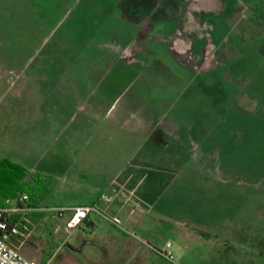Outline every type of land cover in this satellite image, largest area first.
Here are the masks:
<instances>
[{"label":"rangeland","instance_id":"obj_1","mask_svg":"<svg viewBox=\"0 0 264 264\" xmlns=\"http://www.w3.org/2000/svg\"><path fill=\"white\" fill-rule=\"evenodd\" d=\"M114 4L111 0H0L2 71L12 67L19 76L44 68L55 75L82 76L81 82H68L71 87L64 103L61 92L60 101L54 99V88L48 101L33 102L51 112L58 108L60 122L79 130L80 141L73 148L80 153L67 155L61 164L68 166L66 173H85L84 181L68 177L62 188L56 187L51 175L53 165H58L52 157L25 154L36 134L27 130L31 124L7 121L3 111L11 105L6 91L0 96V162L19 163L23 169L9 198L24 193L28 204L44 209L16 213L10 243L39 264H49L50 254L65 235L64 220L60 223L56 212L52 221L44 211L72 204L84 191L85 180L116 181L132 174L135 194H128L129 202L119 215L115 204L105 213L136 234L124 248L162 252L168 243L174 264H245L228 230L237 222L240 204L245 205L241 214L264 217V209L258 215L251 209L257 203L264 205V0L183 1L176 32L184 38L183 53L189 56L202 58L196 44H208L203 51L208 63L200 69L180 67L162 45L150 41L147 52L138 56L147 65L127 66L118 51L107 47L111 41H126L125 24L117 19ZM191 38L196 54L189 49ZM58 59L64 66L53 65ZM42 60L50 63L49 68L37 67ZM105 73L114 80L84 78ZM106 85L114 97L113 113L122 106L141 116L148 112L156 122L178 127V141H162L158 130L140 128L133 113L128 121L106 131L102 119L110 100L97 97ZM92 110L99 112L98 119L92 117ZM102 130L108 134L104 141H85L100 137ZM68 135L67 130L63 138ZM256 180L262 183L255 190ZM103 192L111 190L107 187ZM131 205H135L130 212L133 220L121 223ZM89 218L96 221L92 215ZM138 220L136 227L132 221ZM79 227L87 230L81 222L57 247L50 264H151L148 256L123 257L117 244L107 252L95 245L96 232L88 235Z\"/></svg>","mask_w":264,"mask_h":264},{"label":"crops","instance_id":"obj_2","mask_svg":"<svg viewBox=\"0 0 264 264\" xmlns=\"http://www.w3.org/2000/svg\"><path fill=\"white\" fill-rule=\"evenodd\" d=\"M111 1L115 3L114 8L117 10V19L123 21L125 24L123 33L126 35V41L124 43H121L118 40L111 41L107 44V47L111 51H118L117 55L125 59L124 61L127 66L142 67L147 65L145 61L146 59H140L138 56H142V52H147L148 48L150 47V45L147 44L148 41H150L152 45H162V47H164V49L171 56L172 60L184 69H200L201 67H204L205 62L208 63V61L204 62L203 59L205 54L203 51L208 49V44L202 43L201 45H198L194 42L195 40L191 38L189 47L191 53H195L196 49L194 50V48L196 44V46H198L201 50L202 58L199 59L198 57L196 58V56H189L188 53H183V51L186 52V42H184V38L179 37L176 29L178 23L177 18L179 15L181 16L183 14L184 6L182 3L185 0ZM39 65L47 66L49 68L50 63H48V61L46 62L42 60L41 63L38 62L37 67ZM53 65L59 68L62 65L64 66V63L58 59L53 62ZM1 66L2 65L0 64V96L6 91L7 100L11 105H8L9 107L3 111L4 114H6L7 121L21 124H31L27 130L32 129V132H35L36 134L32 142H30L29 146H27L25 149V154L27 153L36 159L49 156L52 157L50 160L57 162L58 165H53L51 168V171H53L51 175L57 180L56 187L58 188H62L66 184V179L68 177L70 179H81L80 182H83L84 180H82V178L85 177V173H66L68 172V166L61 164L67 155H70L71 153L74 154L76 152L80 153L79 148H73V146H77L76 142L80 141L76 138L79 130L75 127H65V123L60 122L61 115H59V112H57L59 110L58 108L55 109L57 110L56 112H51L50 108H39L33 104L35 99L41 100L43 103L48 101V97L52 88H54L56 91L54 99L57 101H60L58 97L60 96V92L63 93L61 102L64 103V101H66L64 94L67 92V87H71L68 85V82H81L82 76L74 75L73 77H67L59 74L55 75L53 73L46 72L44 68H42L41 73H33L34 71L31 70L32 72H27L25 74L22 73L18 76L15 73L16 70L14 68L7 66L2 71ZM140 70L142 71V69ZM89 77L91 78V82L103 81L105 78H108V80H114V76L110 77L108 73L96 77L87 75L84 78ZM97 87L98 85L96 88ZM97 97L104 100H110L109 106L103 112L102 119V121H104L102 124L106 131L116 123L119 124L120 121H128L129 114L133 113L139 117L137 118L136 123L141 121L140 128L150 127L152 129V133L158 130L162 141H165V138L178 141V127L173 126L169 122H156L155 117H152L148 112L145 113L144 116H141L142 113L134 111L129 107L122 106L116 109V111L113 113V111L110 110V107L114 97L111 91H109L107 85L100 90V93L97 95ZM16 102L18 104H16ZM109 110L110 112L107 115ZM1 113L2 111L0 114ZM91 114L93 118H99V112L97 110H92ZM92 128L94 129V127H91V129ZM67 130L69 131L68 136L70 139L63 138ZM106 131L102 130L103 133L101 136L99 137V135H97L94 140H92V137L89 136L85 139V141L88 140V142L97 143L99 138L104 141V136L107 134ZM13 162L16 164L18 163L16 161ZM29 169H31V167H29ZM93 174L95 177H98V173ZM102 174L103 173L100 175ZM132 177V174H127L125 177L116 181L113 178L108 181H103L100 178L98 183L93 179L85 180V185H87L83 189L84 191L80 193L78 199H75L72 204H58L57 206L55 205V207H70L95 202L98 208L105 214L106 210L110 208V204H115V213L119 215L129 202V195L135 194V191L137 190L136 186L130 184ZM24 178L26 179V175ZM113 180L115 181L114 184L111 182ZM261 183L262 182L258 183L256 180L254 189H258L257 186ZM107 187H109L111 190L110 194H105L103 192L105 189H107ZM27 205L31 207L32 210H44L40 206L30 204V202L29 204L27 203ZM243 206L245 205L240 204L237 208L240 214H238L239 217H237V222L234 223L233 229L228 230L230 232L228 238L231 237L230 240H232L234 245H236L237 249L239 250L238 252L241 254V256H244L245 264H264V217L249 218L248 216L241 214V208H243ZM134 207L135 205L130 206L127 215L121 218V223H123V221L128 222L133 220L130 217V212L131 210H134ZM248 209H250V207H248ZM251 209L253 211H257L255 214L258 215V211L264 209V205L262 203H257L256 205L251 206ZM44 213L49 214V218L51 219L53 217L52 215L56 214V211L54 212L47 209L44 211ZM67 215L68 212H66L63 217H59L57 220L62 223ZM91 215L96 219L95 222L89 218ZM105 215L108 216L107 214ZM89 216L87 219L82 221L87 227L86 231L88 232V235L96 232L98 237L96 239L95 245L101 246L104 250L106 249L107 252L110 250V248H112V246L117 244V253L124 254L123 257H128V255L133 254H140L141 258H146V256H148V258L151 260V264H174L172 261V253L167 249L169 247L168 243H166L167 246L165 245V250L162 252L146 250H143L142 252L133 250L132 252L128 249V247L124 248V246H126L130 239L133 240L132 238H135L136 234H134L133 231L125 229L121 224L118 225L119 221L116 222L115 220H111L109 216L108 218L105 217L104 219L96 218L97 216H95L94 213L89 214ZM51 220L53 221V219ZM132 222L136 227H139V220L136 221V223H134L135 221ZM81 227H79L78 230L80 229L85 233L86 231H84ZM74 232L75 230H72L70 234L68 233L61 237L60 242L54 247L53 252L49 256V264L53 259L52 255L57 247L65 238L72 236ZM183 232H185L186 235L190 234V231L186 229L185 231L183 230ZM166 252L170 255V257L164 256L163 253Z\"/></svg>","mask_w":264,"mask_h":264},{"label":"built area","instance_id":"obj_3","mask_svg":"<svg viewBox=\"0 0 264 264\" xmlns=\"http://www.w3.org/2000/svg\"><path fill=\"white\" fill-rule=\"evenodd\" d=\"M27 198L26 194L21 193L16 197L3 199V203L0 204V264H39L34 258L23 254L9 241L10 232H15L12 222L13 216L18 212L24 213L32 209L27 205ZM55 210L60 217L68 212L62 226L65 234L77 228L91 213L108 218L95 202L70 207H57ZM163 254L170 257L167 252Z\"/></svg>","mask_w":264,"mask_h":264},{"label":"trees","instance_id":"obj_4","mask_svg":"<svg viewBox=\"0 0 264 264\" xmlns=\"http://www.w3.org/2000/svg\"><path fill=\"white\" fill-rule=\"evenodd\" d=\"M0 167L2 168L0 170V204H2L3 199L13 195L17 179L23 176V169L8 161L0 162Z\"/></svg>","mask_w":264,"mask_h":264}]
</instances>
